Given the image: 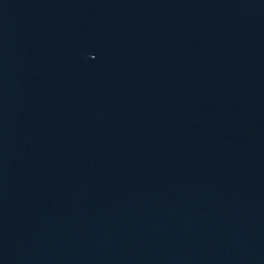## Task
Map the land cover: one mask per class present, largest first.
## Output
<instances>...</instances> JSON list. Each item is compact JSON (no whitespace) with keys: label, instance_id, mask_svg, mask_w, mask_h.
Instances as JSON below:
<instances>
[{"label":"water","instance_id":"95a60500","mask_svg":"<svg viewBox=\"0 0 264 264\" xmlns=\"http://www.w3.org/2000/svg\"><path fill=\"white\" fill-rule=\"evenodd\" d=\"M0 264H264V0H0Z\"/></svg>","mask_w":264,"mask_h":264}]
</instances>
